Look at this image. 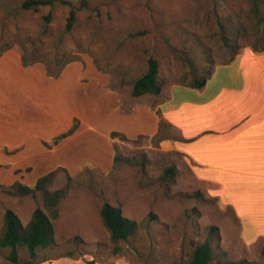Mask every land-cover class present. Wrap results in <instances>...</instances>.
Segmentation results:
<instances>
[{
	"label": "rangeland",
	"instance_id": "374dc122",
	"mask_svg": "<svg viewBox=\"0 0 264 264\" xmlns=\"http://www.w3.org/2000/svg\"><path fill=\"white\" fill-rule=\"evenodd\" d=\"M23 1L0 0V187L32 186L56 171L53 191L66 184L67 174L73 177L53 221V246L37 252L47 259L41 264H187L210 226L219 234L215 264H264L258 242L264 238V205L246 206L239 217L223 200L222 188L200 181L181 154L164 147L165 138H179L174 129L163 126L161 141L146 137L156 129L157 104L171 91L180 96L186 88L175 86L185 87L191 72L204 74L206 59L216 69L252 48L250 39L232 37L239 25L248 36L255 3L264 20V0H87L94 10L79 12L70 30L66 6L35 12L20 9ZM22 56L35 64L23 66ZM150 57L158 62L160 93L133 97L131 85L146 73ZM64 62L59 76L50 78L46 66L57 71ZM32 67L43 69L47 81L16 69ZM74 126L72 134L57 140ZM112 130L127 141L111 138ZM34 134L54 136L53 141L42 143ZM140 134L146 136L135 145ZM22 140V149L8 147ZM113 145L122 157L145 155L144 171L135 164L114 166ZM170 166L174 182L166 184L163 171ZM104 202L138 224L117 256L109 252L100 218ZM41 206L39 196L0 190V232L7 209L25 226ZM18 252L21 259L28 257L24 248ZM6 254L0 250V264H10Z\"/></svg>",
	"mask_w": 264,
	"mask_h": 264
},
{
	"label": "crops",
	"instance_id": "0c3cea01",
	"mask_svg": "<svg viewBox=\"0 0 264 264\" xmlns=\"http://www.w3.org/2000/svg\"><path fill=\"white\" fill-rule=\"evenodd\" d=\"M16 69L38 82L48 79L41 68ZM175 87L195 93H167L153 110L159 113L156 129L149 136L140 135L152 137L160 121L167 123L184 141L165 139L163 143L186 159L200 181L223 191L229 186L230 193H220L227 204L236 207L239 217L244 204L264 205V51L244 49L230 64L218 66L199 91ZM34 137L47 143L54 136ZM23 146L24 140L8 147Z\"/></svg>",
	"mask_w": 264,
	"mask_h": 264
},
{
	"label": "trees",
	"instance_id": "16d2710c",
	"mask_svg": "<svg viewBox=\"0 0 264 264\" xmlns=\"http://www.w3.org/2000/svg\"><path fill=\"white\" fill-rule=\"evenodd\" d=\"M57 4L64 5L68 8V16L65 24L66 30H70L76 23L77 14L79 12L89 13L90 11L94 10L90 7L87 0H79L76 3H72L69 0H24L19 7L22 10L37 12L42 8H51ZM43 20L46 24L49 23L51 21V15L47 13L43 16ZM252 26L253 27L249 31L248 36L247 31L242 29V26H235V33H233L232 38L234 40H240L241 38H243L242 40L250 39L252 47L251 50H253L255 53H261L264 51V20L257 10V3H255ZM232 27L234 26H231V29ZM225 40L226 39H224V45L227 46ZM234 56L236 57L237 54L235 53ZM35 62L36 60H29L27 57L22 56L23 66L29 67L30 65L35 64ZM206 62L209 64L208 70L201 75L197 74L195 71L191 72V79L185 84V87L193 89H201L204 87L207 80H209L212 76L216 67L212 66V61L210 59H206ZM231 62L232 59L223 65L230 64ZM65 64V62L61 64L57 71H52L46 66L48 76L53 79L57 78L65 67ZM158 72L159 67L157 60L153 57H150L147 61L146 73L132 83L131 95L133 97L159 95L161 85L158 79ZM163 126L169 127L170 125L160 121L158 131L152 138L153 141L157 142L165 138V136H161ZM74 129L75 126L66 134L59 136L57 140L69 136L72 134ZM111 138H118L120 141H127V138L123 134L117 132H112ZM142 139L143 136L139 135L133 143L137 145ZM175 140L184 141L180 138ZM113 147L115 150L113 157L114 166L120 163L130 165L135 164L141 167V171H144V167L147 162L145 155L141 154L140 157L126 158L117 153L116 145H113ZM55 173L56 171H52L44 176L39 177L32 186H28L20 182H14L10 186L0 187L1 192L9 196L32 198H37L39 196L42 203L41 207L35 208L30 220L25 226L20 223L17 215L12 210L7 209L4 212L3 224L0 232V250H7L5 259L10 264H41L47 261V259L38 258L37 252L38 250H46L53 246L55 236L53 221H55V219L58 217V206L61 200L66 196V193L70 190L71 184L73 183V177L67 174L66 184L62 188L53 191L50 190ZM163 177L166 184H168V182L173 183L175 177V167H165L163 171ZM100 218L104 229L109 234V252L114 256L120 255L122 253L121 244L136 234L138 224L134 220L124 217L119 207L113 206L107 202H104L101 206ZM150 218H153V216L150 215ZM197 230V228L193 230L194 235H198ZM218 238L219 234L217 227L210 226L205 233L204 239L191 249L187 264H215L216 261H219V249L215 243L218 241ZM259 239L260 240L258 242H260V254L264 259V238L260 237ZM19 247L24 248L27 251L28 257L26 259H21L19 257ZM71 256L72 255H68V257ZM86 264L100 263L91 260L87 261ZM238 264L246 263L240 262Z\"/></svg>",
	"mask_w": 264,
	"mask_h": 264
},
{
	"label": "bare ground",
	"instance_id": "6f19581e",
	"mask_svg": "<svg viewBox=\"0 0 264 264\" xmlns=\"http://www.w3.org/2000/svg\"><path fill=\"white\" fill-rule=\"evenodd\" d=\"M164 147H165V148H169L170 146H169V144H168V143H165V142H164ZM227 193H230V192L228 191ZM244 205H245V206H244ZM244 205H243V206H244V208H242V209H244V210H245L246 206H248V205H247V204H244ZM242 209H241V210H242ZM246 209H247V208H246ZM249 211H251V210H249ZM249 211H248V213H249ZM251 212H252V211H251ZM245 214H246V213H245ZM245 214H243V215H245ZM261 223H262V222H261ZM263 224H264V223H263Z\"/></svg>",
	"mask_w": 264,
	"mask_h": 264
}]
</instances>
